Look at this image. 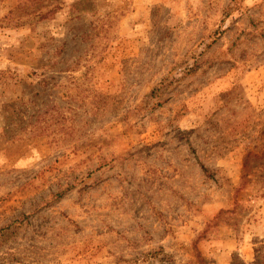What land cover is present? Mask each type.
Returning <instances> with one entry per match:
<instances>
[{
	"label": "rangeland",
	"instance_id": "1",
	"mask_svg": "<svg viewBox=\"0 0 264 264\" xmlns=\"http://www.w3.org/2000/svg\"><path fill=\"white\" fill-rule=\"evenodd\" d=\"M0 264H264V0H0Z\"/></svg>",
	"mask_w": 264,
	"mask_h": 264
},
{
	"label": "trees",
	"instance_id": "2",
	"mask_svg": "<svg viewBox=\"0 0 264 264\" xmlns=\"http://www.w3.org/2000/svg\"><path fill=\"white\" fill-rule=\"evenodd\" d=\"M59 9H60L59 6H54V7H52L51 9H49V10L47 11V13H44V14L40 15V18H41V19L46 18V16H48V14H50V13H55V12L58 11ZM40 14H41V13H40ZM260 257H261V256H260ZM258 259H259V255H258Z\"/></svg>",
	"mask_w": 264,
	"mask_h": 264
}]
</instances>
